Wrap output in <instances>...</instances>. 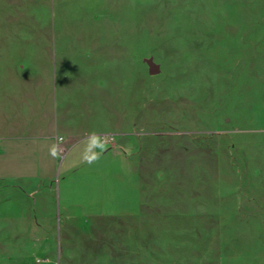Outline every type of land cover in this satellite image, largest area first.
I'll list each match as a JSON object with an SVG mask.
<instances>
[{"label":"rangeland","instance_id":"obj_1","mask_svg":"<svg viewBox=\"0 0 264 264\" xmlns=\"http://www.w3.org/2000/svg\"><path fill=\"white\" fill-rule=\"evenodd\" d=\"M16 1L0 34L69 37L83 136L56 149L41 194L4 188L0 264H264V0ZM108 133L122 161L99 163L94 198L77 169ZM52 187L47 211H28ZM103 212L131 217L91 218Z\"/></svg>","mask_w":264,"mask_h":264},{"label":"crops","instance_id":"obj_2","mask_svg":"<svg viewBox=\"0 0 264 264\" xmlns=\"http://www.w3.org/2000/svg\"><path fill=\"white\" fill-rule=\"evenodd\" d=\"M27 7L34 14L40 11L41 4L36 6L35 0H25ZM8 4V10L16 9L18 1L0 0V4ZM39 8V9H38ZM33 25H36L35 20ZM69 39L57 35L42 34H0V201L11 199L4 188L13 187L27 196L39 195L43 180L52 177V171L57 161L52 155L60 146L66 148L67 140L83 136L75 134L76 129H82L80 122L74 120L69 112L72 105L68 99L69 79L67 73L71 53L64 50L61 42ZM80 41V40H77ZM95 51V52H94ZM91 58L99 55L94 48ZM93 56V57H92ZM81 105H78L80 107ZM97 120V119H96ZM104 124V121H102ZM98 121L90 123L93 128ZM85 136H99L97 133ZM101 151L87 163L81 164L77 171L90 174L93 183L94 198H103L105 182L100 174L99 163L108 161H122V154L116 147H112L109 133L101 136ZM55 158V157H54ZM128 161V160H127ZM131 164V163H130ZM137 173L136 166L134 167ZM72 175V169L67 170L66 176ZM9 186V187H8ZM47 187V186H46ZM74 188L68 184L63 189V197L73 192ZM37 198L38 206H28V211H47L48 198H54L55 189L50 188ZM58 195V189H57ZM93 195V194H92ZM59 198L61 197L59 182ZM96 196V197H95ZM93 198V197H92ZM141 200L139 201V203ZM77 207L86 211L84 203ZM76 206V205H75ZM34 208V209H33ZM89 215V214H88ZM31 216V212L30 215ZM91 216V215H90ZM121 214L103 212L93 214L91 218L120 219ZM27 218V217H26ZM21 219L20 228L32 230L34 234L45 233L46 225L32 224V221ZM50 226V225H49ZM29 230V231H30ZM28 232V231H26Z\"/></svg>","mask_w":264,"mask_h":264},{"label":"water","instance_id":"obj_3","mask_svg":"<svg viewBox=\"0 0 264 264\" xmlns=\"http://www.w3.org/2000/svg\"><path fill=\"white\" fill-rule=\"evenodd\" d=\"M156 70H157L156 67L153 66V68H152V70H151V73L154 74V73L156 72Z\"/></svg>","mask_w":264,"mask_h":264}]
</instances>
